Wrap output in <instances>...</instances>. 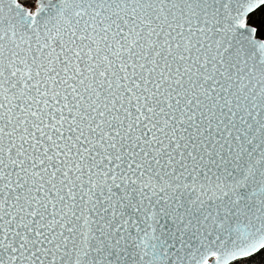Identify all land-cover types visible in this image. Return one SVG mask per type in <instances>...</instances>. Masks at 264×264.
<instances>
[{
	"label": "snow or ice",
	"instance_id": "6c2138e0",
	"mask_svg": "<svg viewBox=\"0 0 264 264\" xmlns=\"http://www.w3.org/2000/svg\"><path fill=\"white\" fill-rule=\"evenodd\" d=\"M0 264H264V0H0Z\"/></svg>",
	"mask_w": 264,
	"mask_h": 264
}]
</instances>
